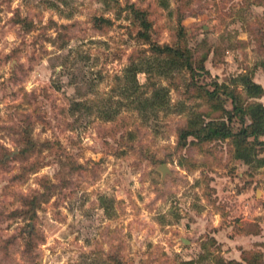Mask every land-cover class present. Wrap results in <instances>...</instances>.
<instances>
[{"label": "rangeland", "instance_id": "rangeland-1", "mask_svg": "<svg viewBox=\"0 0 264 264\" xmlns=\"http://www.w3.org/2000/svg\"><path fill=\"white\" fill-rule=\"evenodd\" d=\"M243 75L264 0H0V264L264 263V165L180 138Z\"/></svg>", "mask_w": 264, "mask_h": 264}, {"label": "trees", "instance_id": "trees-1", "mask_svg": "<svg viewBox=\"0 0 264 264\" xmlns=\"http://www.w3.org/2000/svg\"><path fill=\"white\" fill-rule=\"evenodd\" d=\"M142 20L143 28L147 29V21ZM154 49L159 54L170 51L176 53V50H172V47L169 46H157ZM139 65V62H132L126 67L125 71L134 75ZM134 78L130 77V82ZM236 80L240 82L248 97L259 98L264 96V88L259 83L254 82L252 78L243 75ZM217 89L218 87L211 89L209 93L211 95L217 93ZM224 94L229 98L232 106L231 109L224 110L225 116L218 120L203 121L199 125H190V129L185 128L181 131L180 138L185 139L192 136L201 141L230 138L235 145L238 158L246 162L255 161L260 166L264 165V157L256 155L260 151L264 152V105L260 101L248 103L242 100L236 91H225ZM160 98V95L157 94V102ZM146 103H149V100H146ZM152 104H156V101ZM234 122H236L237 128L233 127ZM247 264L254 263L248 262ZM260 264L264 263L261 262Z\"/></svg>", "mask_w": 264, "mask_h": 264}, {"label": "water", "instance_id": "water-1", "mask_svg": "<svg viewBox=\"0 0 264 264\" xmlns=\"http://www.w3.org/2000/svg\"><path fill=\"white\" fill-rule=\"evenodd\" d=\"M158 170L161 172L162 176H164L166 173H169V169H168L167 165L164 163L158 166ZM182 241L185 243L188 242V240L183 239V238H182Z\"/></svg>", "mask_w": 264, "mask_h": 264}]
</instances>
